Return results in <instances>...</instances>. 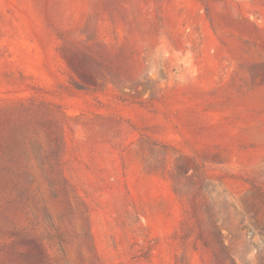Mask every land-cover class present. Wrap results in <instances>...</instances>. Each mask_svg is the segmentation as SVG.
I'll use <instances>...</instances> for the list:
<instances>
[{
    "label": "rangeland",
    "instance_id": "rangeland-1",
    "mask_svg": "<svg viewBox=\"0 0 264 264\" xmlns=\"http://www.w3.org/2000/svg\"><path fill=\"white\" fill-rule=\"evenodd\" d=\"M0 264H264V0H0Z\"/></svg>",
    "mask_w": 264,
    "mask_h": 264
}]
</instances>
